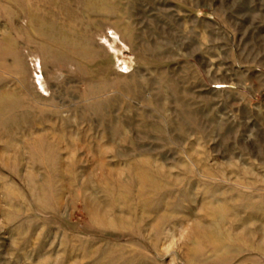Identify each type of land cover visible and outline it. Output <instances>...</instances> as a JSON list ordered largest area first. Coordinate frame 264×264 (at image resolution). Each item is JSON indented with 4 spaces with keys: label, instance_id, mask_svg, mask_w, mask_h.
Segmentation results:
<instances>
[{
    "label": "rangeland",
    "instance_id": "374dc122",
    "mask_svg": "<svg viewBox=\"0 0 264 264\" xmlns=\"http://www.w3.org/2000/svg\"><path fill=\"white\" fill-rule=\"evenodd\" d=\"M0 264H264V0H0Z\"/></svg>",
    "mask_w": 264,
    "mask_h": 264
}]
</instances>
